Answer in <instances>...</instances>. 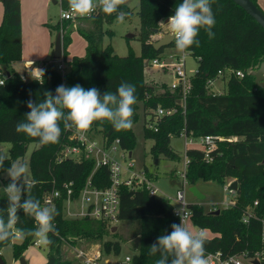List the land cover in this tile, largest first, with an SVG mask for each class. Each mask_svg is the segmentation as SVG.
Segmentation results:
<instances>
[{
	"label": "trees",
	"instance_id": "16d2710c",
	"mask_svg": "<svg viewBox=\"0 0 264 264\" xmlns=\"http://www.w3.org/2000/svg\"><path fill=\"white\" fill-rule=\"evenodd\" d=\"M253 1L261 7L257 0ZM1 2L3 19L0 24V68L6 72V81L0 86V142L12 144L5 168L12 161L23 158L30 143H37L38 147L30 158V182L35 181L31 195L39 199L42 205L46 191L55 188L62 192L55 206L58 215L54 218V225L58 235L49 233L52 243L46 246L48 259L45 264H74L63 257V238L73 244L81 238L99 240L105 257L118 255L122 251L119 239L106 238L108 223L91 218L68 219L64 215V183L74 182L73 198L77 197L95 163L92 159L56 162V155L65 142L66 130L63 123L60 124L62 134L59 142L55 144L42 145L38 138L16 132V124L24 120L25 114L30 111L26 102L29 99L42 101L45 91H51L55 95V89L62 83L67 87L76 84L85 89L96 87L101 95L107 91L115 92L121 82L134 85L136 103L132 106L133 123L138 120L141 104L149 118L158 106H178L176 113L162 117L157 123L158 130L147 128L145 122L144 135L154 140L151 153L155 159L164 155L180 160L181 156L171 146V139L180 136L184 129L195 137L208 134L238 137L233 141H221L218 149L212 153L211 162L206 161L201 149L190 147L186 150V156L190 160L186 170L189 184L194 185L198 179L223 183L226 177L235 178L239 183L233 202L220 208L219 213L216 212L217 209L207 212L201 204H190L193 212L191 221L193 225L209 229L213 233L212 236H205V255L221 252L223 257L241 253L252 256L264 251L262 221L258 218H251L248 223L243 221L247 207L254 205L255 201H258L254 207L257 215L264 217V88L258 86L255 77L251 75V71L264 60V28L250 14L234 0H213L215 38L209 40L202 29L197 37L199 47L193 45L187 50L199 60V66L191 79L192 86L187 94L184 112L178 103L181 89L172 91L166 82H162L163 91H159L156 85L147 81L145 66L146 61L150 63L155 58H162L164 48L156 50L150 37L155 28L160 30L161 21L174 15L175 7L183 0H140L138 13L141 20V54L130 49L128 55L120 56L115 53L112 44H105V34L112 36L113 31H105L104 25L116 20L115 13L106 15L99 10L96 15L86 18L93 22L92 27L78 28L86 40L85 54L73 55L69 60L67 56L72 43L74 23H47L50 29L62 34L63 58L67 71L62 76L54 66H46L43 79L29 80H24L13 68L15 62L22 60L23 52L21 0ZM64 5H68V0L64 1ZM120 9L127 14L130 12L126 3ZM171 46H175L174 43ZM226 69L234 72L241 70L244 76H237L235 73L226 75V89L221 93L214 92L207 84L208 80L217 78L218 72ZM92 127L109 142L120 138L122 148L128 152H132L136 146L133 127L117 131L108 120L95 121ZM144 171L149 179H154L146 168ZM2 173L0 171V189L9 183V178L2 177ZM108 173L107 168H99L93 177L94 184L98 187L107 186ZM6 207L7 198L2 192L0 209ZM173 209V205L165 197L152 194L145 186L138 189L121 186L118 219L141 222L139 250L132 255L130 264H155L159 254L150 256L149 246L158 236L170 233L173 223L180 224ZM18 215L21 217L18 227H35L31 216L24 215L22 210ZM33 240L28 237L14 242V256L17 259L22 257ZM12 241L0 243V251Z\"/></svg>",
	"mask_w": 264,
	"mask_h": 264
},
{
	"label": "clouds",
	"instance_id": "9594fccd",
	"mask_svg": "<svg viewBox=\"0 0 264 264\" xmlns=\"http://www.w3.org/2000/svg\"><path fill=\"white\" fill-rule=\"evenodd\" d=\"M126 0H68V11L62 12L64 18H71L77 14L80 17H92L99 8L106 15L116 14V21L123 23L127 13L120 9ZM213 0H183L174 10V15L168 18L167 24L170 43H174L178 52L183 53L193 45L199 47L197 39L200 31L207 34L209 40L215 38L216 20L212 10ZM39 79L44 77V69H35ZM4 81H0V86ZM136 88L134 85L121 82L115 92L107 91L101 95L96 87L85 89L80 84L67 87L60 84L55 89L43 93L44 99L26 102L30 110L25 119L16 124V132L23 133L30 138H38L42 145L59 142L64 130L75 128L77 131H87L93 122L108 120L117 131L130 129L133 126V105L136 103ZM7 155L0 154V171L6 173L9 183L3 192L7 198V207L0 209V243L9 240L22 241L32 237L41 245H49L52 240L49 233L58 235L54 225V218L58 215L52 206H42L41 201L31 195L35 181L27 178L28 165L17 159L7 168ZM31 216L35 221L32 229L20 228L21 221L18 213ZM180 215V213H177ZM182 221V219H181ZM172 231L160 235L149 246V255L159 258L155 264H208L205 257L206 237L203 231L196 234L189 231L181 222L173 223Z\"/></svg>",
	"mask_w": 264,
	"mask_h": 264
},
{
	"label": "rangeland",
	"instance_id": "374dc122",
	"mask_svg": "<svg viewBox=\"0 0 264 264\" xmlns=\"http://www.w3.org/2000/svg\"><path fill=\"white\" fill-rule=\"evenodd\" d=\"M257 3L264 10V0H257ZM126 4L130 8L129 14L125 17L123 23H119L116 20L111 24H105L104 30L113 31V35L105 34V44H112L115 53L120 56H126L129 50L132 49L136 54H141L142 41L140 40L141 34V20L139 16L140 0H126ZM60 4L54 3L53 0H21V14H22V40H23V58L21 62L16 63L15 70L19 74H23L31 70L32 74L38 77V74L33 70L39 68L43 69V63L46 66H50L52 61L57 59L53 58V49L55 47L58 31L52 30L48 27L47 23L56 24L59 22ZM3 19V6L0 1V23ZM164 24H167L163 21ZM72 43L69 46V53L67 59L69 60L73 55L82 56L85 54L86 40L79 33V27H92L93 22L84 19L73 22ZM160 24V30L158 33L151 35L153 42L161 39L165 33H168L166 25ZM159 29V28H158ZM128 35H133L129 37ZM171 53H179L175 46H166L161 54L162 57H166L165 61H172L170 58ZM186 70L187 74L193 76L199 66V60L186 51ZM146 79L150 84L156 85L159 91H163L161 87L162 82H166L168 85L174 80L172 68L164 70L163 68L153 67L151 64L146 68ZM228 76L225 78H217L211 89L218 92L226 89ZM138 120L133 123V129L136 134V146L132 150V161L135 164V169L141 171L146 168L151 176L154 178L153 184L160 189L159 195L165 197L174 208L179 209L180 204L176 200V193L178 189H183L185 192V199L187 203L201 204L208 212L211 209L216 210L227 206L233 202L234 194L224 189L225 185H229L234 181L232 177H226L224 182L216 180L204 181L198 179L194 184L199 191L205 195V198L198 199L191 191V184L187 180L183 183L182 172L185 168V143L182 136H174L171 139V146L177 152L181 158L180 160H173L167 156L160 155L158 159H155L151 153V147L154 144V140L146 138L144 135V125L149 119L148 115H145L142 104L138 109ZM10 142H0L1 154L10 156ZM38 147L37 143H30L28 145L26 154L23 158L19 159L28 165L27 178L30 181L32 179V173L30 169V158L33 151ZM158 160V162H156ZM126 163V162H125ZM2 177L8 178L6 173H2ZM3 189H0V195ZM109 228L106 238L119 239L122 245V251L118 255H109L111 263L114 264L121 262L126 255H133L139 250L141 222L139 220H118L113 223H108ZM113 227H117L115 231H112ZM193 232H197L199 227L193 225L190 228ZM205 236H212V232L209 229H205ZM20 242L19 240H13L10 244L2 247L0 253L6 261V264H21V257L16 258L14 256L13 243ZM63 257L70 259L74 264H80L75 260L73 253L69 251L71 244L66 240L63 242ZM75 245L86 246V248L92 250H100L102 252L101 244L99 240H87L81 238ZM23 257L28 264H45L48 259V249L46 246L37 247L29 246L23 254Z\"/></svg>",
	"mask_w": 264,
	"mask_h": 264
},
{
	"label": "built area",
	"instance_id": "2783aa9c",
	"mask_svg": "<svg viewBox=\"0 0 264 264\" xmlns=\"http://www.w3.org/2000/svg\"><path fill=\"white\" fill-rule=\"evenodd\" d=\"M65 0H58L60 4L59 21H71L76 22L79 20H84L89 17H80L77 14H72L71 18H64L62 12L68 11V5H64ZM99 8L92 14L96 15L99 12ZM167 34V33H165ZM187 51V50H186ZM186 51L179 53H171L170 58L172 61H165L166 57L155 58L150 61L153 67L163 68L168 70L172 68L174 80L171 83L170 89L175 91L176 89H181V97L178 103L183 111H186V98L187 94L191 90V79L193 76L187 74L186 70ZM43 68L45 69L46 64L43 63ZM57 68L61 75L64 76L67 71V64L64 58L57 59L53 64ZM50 65V66H51ZM231 73H235L237 76H244V72L237 70L234 72L231 69L220 70L218 72L219 77H224ZM24 80H27L25 76H22ZM209 79L207 84L211 87L214 81L217 79ZM0 81H6V72L4 69H0ZM213 90V89H212ZM214 91V90H213ZM216 92V91H214ZM223 92V90L218 91V93ZM178 111V106H171L165 108L163 106H158L154 111V114L146 121V127L149 129L158 130L157 123L162 119L164 115H172ZM184 138L185 143V168L182 172L183 183L186 180V170L190 162L189 158L186 156V150L190 147L198 148L204 151L205 159L207 162L213 161L212 153L216 151L219 147L221 141H233L237 140L238 137L230 136L226 137L223 135L208 134L200 137H195L190 133H187L184 129L181 135ZM65 142L62 144L56 155V162L61 163L66 159H74L76 161H81L83 159L94 160L95 167L85 182V185L80 190L77 197L73 198L74 194V182H65L64 189H66V198L64 200V215L68 219H83L91 218L96 220H102L106 223H113L118 221V214L120 211V190L121 186L125 185L131 189H138L146 187L152 194H159L160 189L153 184V181L148 178L146 172L143 170L137 171L135 169V164L132 161V153L124 150L121 146L120 138H116L109 142L107 138L103 137L102 134L98 132L95 128L91 126L87 131H77L75 128L66 130L64 136ZM131 153V154H130ZM126 162V163H125ZM105 167L108 170L109 184L105 187H98L93 182V177L96 171ZM234 180H236L234 178ZM233 183V182H232ZM225 185L224 189L232 194L236 191L231 187V184ZM62 196L60 189L53 188L50 191H46L43 196L42 206H52L55 208L57 200ZM176 200L180 204V208H174V214L180 219V223L183 222L184 226L191 232L190 228L193 226L191 217L193 212L190 208V203H187L185 199V192L183 189H178L176 193ZM258 201L254 202V205L247 207L244 215L243 221L248 223L251 218H258L263 223V233L262 237L264 240V217H259L255 211V206ZM230 205V204H228ZM227 205V206H228ZM180 213L178 215L177 213ZM182 219V221H181ZM203 231L204 228L199 227L197 232ZM66 239L63 238V241ZM71 244L69 240H66ZM64 244V243H63ZM33 246L43 247L35 240L32 242ZM72 248L69 247V251L73 253L76 261L80 264H110L111 260L105 257L100 250H92L86 248V246H80L71 244ZM208 260V264H255L254 261L264 260V251L256 252L254 255L249 256L247 253H241L237 255H232L229 257H223L221 252L208 253L205 255ZM132 261V255H126L121 262L114 264H130Z\"/></svg>",
	"mask_w": 264,
	"mask_h": 264
},
{
	"label": "water",
	"instance_id": "95a60500",
	"mask_svg": "<svg viewBox=\"0 0 264 264\" xmlns=\"http://www.w3.org/2000/svg\"><path fill=\"white\" fill-rule=\"evenodd\" d=\"M238 5H240L248 14H250L263 28H264V11L261 7H259L253 0H234ZM165 22H168V18L165 20ZM155 33L159 32L158 28L154 29ZM169 33L164 34L163 37L155 42H153V46L156 50H159L161 48H164L166 46L171 45L170 39L167 38ZM129 37H132L133 35H128ZM63 57V44H62V34L58 33L56 38L55 47L53 49V58L54 59H61ZM145 66H149V61L145 62ZM9 75V74H8ZM251 75L255 77V81L258 86L264 88V60L260 63V65L251 71ZM132 153V152H131ZM130 153V154H131ZM158 162V160L156 161ZM239 183L237 180H234L231 184V187L236 191L238 189ZM190 191L200 200L205 198V195L202 194L199 189L192 185L190 187ZM217 213L220 212V209L216 210ZM117 227H113L112 231H115ZM255 264H260V261L255 260ZM0 264H6V261L2 257L0 253ZM21 264H28L25 258L21 257Z\"/></svg>",
	"mask_w": 264,
	"mask_h": 264
},
{
	"label": "crops",
	"instance_id": "0c3cea01",
	"mask_svg": "<svg viewBox=\"0 0 264 264\" xmlns=\"http://www.w3.org/2000/svg\"><path fill=\"white\" fill-rule=\"evenodd\" d=\"M1 1V0H0ZM53 2L54 3H59L58 2V0H53ZM2 3V2H1ZM260 5H262V4H260ZM3 6V5H2ZM263 6V5H262ZM262 8V7H261ZM263 9V8H262ZM1 24V23H0ZM22 58H23V54H22ZM18 62H21V60L20 61H18ZM18 62H15L14 64H13V68L15 69V65H16V63H18ZM55 61H52V64L54 63ZM0 69H2V67L0 68ZM44 69V68H43ZM22 76H25L26 77V79L27 80H29V79H31V78H36V76H34L33 74H32V72H31V70H28V72H25V73H23L22 74ZM37 78H39V76L37 77ZM196 203V202H195ZM213 234V233H212Z\"/></svg>",
	"mask_w": 264,
	"mask_h": 264
}]
</instances>
